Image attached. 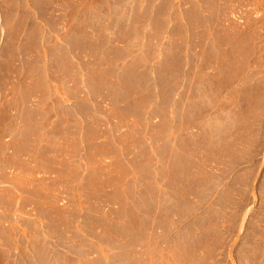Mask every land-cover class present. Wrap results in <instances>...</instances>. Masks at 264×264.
<instances>
[{
  "label": "rangeland",
  "instance_id": "obj_1",
  "mask_svg": "<svg viewBox=\"0 0 264 264\" xmlns=\"http://www.w3.org/2000/svg\"><path fill=\"white\" fill-rule=\"evenodd\" d=\"M0 264H264V0H0Z\"/></svg>",
  "mask_w": 264,
  "mask_h": 264
}]
</instances>
